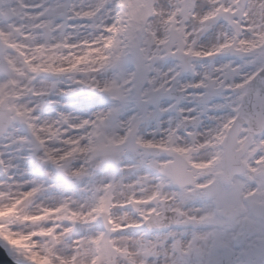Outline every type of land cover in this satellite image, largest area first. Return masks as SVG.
I'll list each match as a JSON object with an SVG mask.
<instances>
[{
	"label": "snow or ice",
	"instance_id": "1",
	"mask_svg": "<svg viewBox=\"0 0 264 264\" xmlns=\"http://www.w3.org/2000/svg\"><path fill=\"white\" fill-rule=\"evenodd\" d=\"M8 264H264V0H0Z\"/></svg>",
	"mask_w": 264,
	"mask_h": 264
},
{
	"label": "water",
	"instance_id": "2",
	"mask_svg": "<svg viewBox=\"0 0 264 264\" xmlns=\"http://www.w3.org/2000/svg\"><path fill=\"white\" fill-rule=\"evenodd\" d=\"M5 261V260H4ZM6 262V261H5Z\"/></svg>",
	"mask_w": 264,
	"mask_h": 264
}]
</instances>
